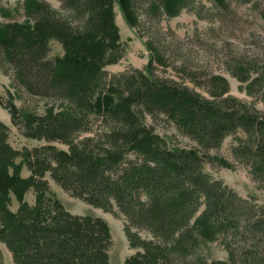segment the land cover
Masks as SVG:
<instances>
[{
  "label": "trees",
  "instance_id": "16d2710c",
  "mask_svg": "<svg viewBox=\"0 0 264 264\" xmlns=\"http://www.w3.org/2000/svg\"><path fill=\"white\" fill-rule=\"evenodd\" d=\"M58 1V10L47 3L28 10L32 28H0V66L11 73L15 92L65 107L42 117L27 113L21 122L26 136L66 150L50 144L14 150L0 121V242L13 263L109 264L106 222L66 211L44 178L48 172L64 191L123 217L135 250L124 264H264V207L204 171L206 164H230L210 152L231 137L232 158L264 189V111L228 97L221 75L192 68L195 57L180 42L167 41L156 24L194 10L192 0ZM211 1L228 8L225 0ZM114 2L135 22L152 24L146 27L150 56L143 70L104 71L125 52ZM53 43L61 54L52 52ZM229 62L231 75L249 80L250 94L264 104V61L254 62L261 67L252 79L253 60ZM158 67L173 69L176 78ZM161 119L192 146L169 148L147 123ZM81 133L92 135L78 139ZM24 167L26 177L19 172ZM30 191L32 204L25 200ZM201 238L219 241L228 259L208 260Z\"/></svg>",
  "mask_w": 264,
  "mask_h": 264
},
{
  "label": "rangeland",
  "instance_id": "374dc122",
  "mask_svg": "<svg viewBox=\"0 0 264 264\" xmlns=\"http://www.w3.org/2000/svg\"><path fill=\"white\" fill-rule=\"evenodd\" d=\"M190 2V7L194 10H184L175 18L162 17L156 23L157 27L165 34V39L172 40L174 43L175 41L180 42L190 52L191 58L195 57L188 63L192 68H200L204 73L221 75L227 81L228 92L226 95L228 97L264 111V104L259 102V98L255 94L249 92L250 81H238L229 71L232 68L229 61L232 59L236 61L244 59L245 62L251 59L253 64L248 67V74L252 79L255 76L254 71L261 67L254 65V62L264 61V0H250L247 3L241 0H225L228 4V8L225 9L218 7L211 0H192ZM42 3L49 4L52 10H58L61 7L58 0H0V28L9 25H20V27L29 25L32 28L33 24L27 19L26 13L29 9ZM145 4L143 2L140 5L139 13H143ZM113 13L119 40L125 52L122 60L106 66L104 71L110 75H116L132 69H145L150 56L146 27L150 28L152 24L141 18L135 22L129 16L128 10H124L117 2L113 4ZM142 28L144 31L141 33ZM52 52L62 53L60 46L56 43L52 44ZM177 59L179 60V58ZM6 68V66H0V121L8 129L7 142L9 146L14 150H21L24 147L30 149L50 144L66 150L67 148L63 144L46 143L43 140L26 136L24 125L21 122V117H29L27 113L33 114L30 116L35 117H42L45 113L58 114L65 108L64 105L58 102L29 98L22 94L21 89L17 94L14 90L17 85L13 83L11 73L6 72ZM157 72L176 78L174 76L176 71L173 69L168 68L162 71L158 67ZM188 85L192 86L190 83ZM196 90L202 92L200 89ZM147 123L152 125L154 131L167 141L169 148L192 146L191 141L178 134L163 119L153 123L147 120ZM93 128L96 129V127ZM91 135V133H81L77 138L81 139ZM232 144V138L228 137L219 150L210 152L211 155L226 159L230 164L225 167L206 164L204 171L213 178L221 180L239 196L253 199L256 204L264 207V189L253 181L247 167L234 161L230 154ZM16 161L19 160L15 158ZM19 172L22 177L29 175L25 167L21 168ZM44 178L54 197L66 211L83 217H99L106 222L112 239V244L108 249L109 264H124L125 259L134 254L135 250L130 247L124 232L123 217L91 205L64 191L53 181L48 172ZM33 198L32 191L25 195V200L29 204L33 203ZM11 199L10 210L15 211L17 202L13 197ZM140 236L147 237L144 232H141ZM201 245L202 253L208 260L226 261L228 259V254L219 241L201 238ZM0 264H14L9 251L2 242H0Z\"/></svg>",
  "mask_w": 264,
  "mask_h": 264
}]
</instances>
